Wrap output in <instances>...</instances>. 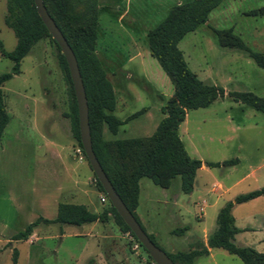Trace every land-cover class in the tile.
I'll return each instance as SVG.
<instances>
[{
  "label": "rangeland",
  "instance_id": "obj_1",
  "mask_svg": "<svg viewBox=\"0 0 264 264\" xmlns=\"http://www.w3.org/2000/svg\"><path fill=\"white\" fill-rule=\"evenodd\" d=\"M184 1H96V52L113 85L114 114L124 121L116 134L103 125L102 139L150 135L164 116L162 109L173 85L150 55L146 31L164 18L172 4ZM262 6L264 0H223L210 11L209 27L186 33L178 43L190 70L200 80L224 90L209 106L188 110L180 123L178 134L187 153L202 162L233 158L238 162L203 165L197 170L198 186L190 196L179 190V176L164 192L149 178L140 179L136 216L168 254L191 250L203 230L208 238L225 202L264 186V112L228 95L230 91H251L264 96V69L245 51L218 45L211 30L231 28L249 48L264 52V14H248ZM73 7L75 11L84 8L78 9L76 3ZM5 12L6 0H0V41L11 51L17 39L3 21ZM59 53L51 35L43 36L22 58L20 72L2 85L9 121L0 138V264H13L14 251L16 264H96L94 256L101 252L104 257L97 264H155L112 216L95 225L40 223L27 239H11L37 217L53 218L59 194L60 200L84 204L90 210L96 207L99 212L110 204L101 201L104 193L95 185L86 156L82 162L74 157L80 146L68 116L74 105L73 92ZM12 65L0 53V74ZM143 108V113L126 120ZM71 190L76 194L66 197ZM232 214L241 229L234 243L264 252V195L234 205ZM183 226L188 227L183 234L173 233ZM103 235L106 238L98 240ZM192 264L244 263L223 248H212Z\"/></svg>",
  "mask_w": 264,
  "mask_h": 264
},
{
  "label": "trees",
  "instance_id": "obj_2",
  "mask_svg": "<svg viewBox=\"0 0 264 264\" xmlns=\"http://www.w3.org/2000/svg\"><path fill=\"white\" fill-rule=\"evenodd\" d=\"M96 1L43 0V3L76 56L87 97L90 135L95 155L114 189L145 230L135 213L138 206L139 180L141 178H149L155 185L167 189L171 186L172 180L179 176L180 190L188 194L193 189L196 172L202 165L216 167L233 165L238 162L237 158L204 162L192 158L187 153L178 134V127L186 117L188 110L207 107L224 93L222 87L200 80L190 70L178 47L179 41L186 33L201 26L209 27L207 21L210 11L220 5L223 0H186L172 4L164 18L146 31L145 39L149 53L158 61L170 79L173 93L165 100L162 109L164 116L152 134L110 141L102 139V126L106 125L112 134H116L124 121L114 114L116 98L113 85L107 78L106 70L96 52L97 19L95 13L98 10L95 5ZM73 3H76L78 9H82L84 6L83 10L75 11ZM248 14H264V6L253 9ZM3 21L6 26L12 29L17 41L11 51L5 50L0 41V53L13 62L9 71L0 74V138L9 121L2 85L20 72V62L28 54L33 44L43 36L50 35L37 13L34 0H6ZM211 30L218 45L245 51L257 66L264 69V52L249 48L241 38L233 33L231 28H212ZM57 47L59 48L58 45ZM58 58L73 92L74 105L68 114L71 131L83 149L71 77L61 52L58 54ZM228 95L236 102L264 112V96H258L251 91H230ZM144 110L143 108L132 113L126 120L137 117ZM95 179L97 189L106 195L96 176ZM263 195L264 186L238 194L225 202L217 213V225L208 236L207 245L198 239L191 245V250L177 251L173 254L166 253L175 264H192L196 257L208 255V248H223L228 253L237 256L244 264H264V252L234 243L235 234L241 229L234 224L232 214L234 205ZM110 216L115 218L124 231H128L136 239L111 203L103 211L96 213L89 210L84 204L68 202L58 203L56 216L53 219L39 216L22 230L14 233L11 239H27L40 223L79 226L94 221L107 222ZM187 228V226L176 228L173 233L181 235ZM147 234L158 246L153 235L148 232ZM136 241L138 240L136 239ZM139 245L146 251L140 243ZM16 257V251H14L13 264H16ZM148 257H150L149 254Z\"/></svg>",
  "mask_w": 264,
  "mask_h": 264
},
{
  "label": "water",
  "instance_id": "obj_3",
  "mask_svg": "<svg viewBox=\"0 0 264 264\" xmlns=\"http://www.w3.org/2000/svg\"><path fill=\"white\" fill-rule=\"evenodd\" d=\"M34 3L39 17L43 21L51 37L59 46L60 52L66 60L77 103L80 141L92 172L101 184L111 205L132 231L138 242L148 252L153 262L155 264H175L168 254L149 238L147 232L141 227L140 223L124 204L104 172L92 146L87 97L76 56L63 33L48 13L43 0H34Z\"/></svg>",
  "mask_w": 264,
  "mask_h": 264
},
{
  "label": "crops",
  "instance_id": "obj_4",
  "mask_svg": "<svg viewBox=\"0 0 264 264\" xmlns=\"http://www.w3.org/2000/svg\"><path fill=\"white\" fill-rule=\"evenodd\" d=\"M161 118H163V116L161 117ZM161 118H160V120H161ZM159 120V121H160ZM157 124H158V122H157ZM157 124H156V126H157ZM156 126H155V128H156ZM155 130V129H154ZM152 134V133H151ZM148 136V135H147ZM201 167H203V165L201 166ZM200 167V168H201ZM196 177H197V172H196V176H195V179H194V184H193V189H192V191L189 193V196L192 194V192L196 189V187L198 186V184H197V180H196ZM77 180H74V184H76V186L78 187V184H77V182H76ZM139 182H140V180H139ZM148 187H149V185H147ZM150 188V187H149ZM161 188V187H160ZM178 188H179V190H180V182H179V184H178ZM169 188H167V189H164V188H162V190H163V192H164V190H168ZM82 191V190H81ZM211 191H212V189H211ZM76 192L77 191H75V190H71V191H68L67 193H66V197H68V196H73V195H75L76 194ZM139 193H140V183H139ZM64 196V195H63ZM260 197V196H259ZM63 197H62V194H59L58 195V197H56V199L54 200V203H56V208H57V205H58V203L59 202H67V201H63V200H60V199H62ZM68 203H72V202H68ZM163 203H164V200H163ZM203 203H205V200H203ZM86 206V205H85ZM138 206H139V199H138ZM137 206V207H138ZM87 207V206H86ZM88 208V207H87ZM90 210V209H89ZM136 210H137V208L135 209V213H136ZM91 211H93V212H96V213H99V208H96V207H93L92 209H91ZM56 216V215H55ZM54 216V217H55ZM53 217V218H54ZM44 218H46V217H44ZM53 218H48V219H53ZM97 223H99L98 221H94V222H91V223H85V224H92V225H95V224H97ZM203 231H205V232H207V230H203ZM205 232H204V235L202 236V238H200V240H202L203 242H204V244L205 245H207V233L205 234ZM148 233H150V234H153V232H148ZM102 238H106V235H103V236H101L100 238H98V240L99 239H102ZM98 240H97V244H98V246H99V243H98ZM211 249L212 248H208V250H209V253L211 252ZM100 256L101 257H104V252H101V253H98V254H96L95 256H94V258H96V264H97V260L98 261H100ZM103 259V258H102ZM92 264H95V263H92Z\"/></svg>",
  "mask_w": 264,
  "mask_h": 264
},
{
  "label": "built area",
  "instance_id": "obj_5",
  "mask_svg": "<svg viewBox=\"0 0 264 264\" xmlns=\"http://www.w3.org/2000/svg\"><path fill=\"white\" fill-rule=\"evenodd\" d=\"M74 157L79 161L82 162L85 159V154L83 152V149L81 147H77L74 150ZM94 182H96V179L94 178ZM108 200L106 195H103L101 197L102 202H106Z\"/></svg>",
  "mask_w": 264,
  "mask_h": 264
}]
</instances>
